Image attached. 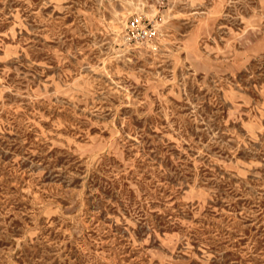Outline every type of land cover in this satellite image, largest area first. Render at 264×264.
<instances>
[{
    "label": "rangeland",
    "instance_id": "obj_1",
    "mask_svg": "<svg viewBox=\"0 0 264 264\" xmlns=\"http://www.w3.org/2000/svg\"><path fill=\"white\" fill-rule=\"evenodd\" d=\"M0 264H264V0H0Z\"/></svg>",
    "mask_w": 264,
    "mask_h": 264
},
{
    "label": "built area",
    "instance_id": "obj_2",
    "mask_svg": "<svg viewBox=\"0 0 264 264\" xmlns=\"http://www.w3.org/2000/svg\"><path fill=\"white\" fill-rule=\"evenodd\" d=\"M131 26H134L135 28H131V35L130 37L135 40L143 39L146 35V31L143 28H137L138 23L136 21L131 22Z\"/></svg>",
    "mask_w": 264,
    "mask_h": 264
}]
</instances>
